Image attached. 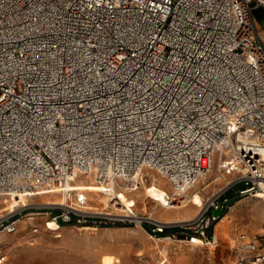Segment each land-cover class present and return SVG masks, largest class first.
<instances>
[{"label":"built area","instance_id":"built-area-1","mask_svg":"<svg viewBox=\"0 0 264 264\" xmlns=\"http://www.w3.org/2000/svg\"><path fill=\"white\" fill-rule=\"evenodd\" d=\"M258 7L264 0H0V234L26 218L41 220L35 233L51 221L133 224L156 239L217 247L215 210L264 200ZM213 170L207 185L220 187L179 222L115 198L89 206L85 191L66 203L4 202L79 176L134 192L156 172L178 203ZM7 258L0 247V263ZM228 264H264V232L240 233Z\"/></svg>","mask_w":264,"mask_h":264},{"label":"rangeland","instance_id":"rangeland-1","mask_svg":"<svg viewBox=\"0 0 264 264\" xmlns=\"http://www.w3.org/2000/svg\"><path fill=\"white\" fill-rule=\"evenodd\" d=\"M216 176L217 170H213L196 187L193 192L194 196H198L196 205L192 203L193 200L184 208L167 209L165 205L158 204L152 194L149 197L145 195V190H149L148 185L134 192L123 190L128 197L138 200V203L129 202L126 205L135 204L134 208L141 214L153 211V215L165 219L163 221L176 218L180 221L191 220L198 214L207 198L216 191V187H220L217 185L221 182L220 179L207 185ZM153 179L157 186L165 187L162 199L165 201L170 196V185L156 172H153ZM81 181H86L95 190L106 188L98 186L89 177H79L76 182L78 188L81 186ZM245 187L247 185L244 182L239 183L226 196L228 199L236 198L238 191ZM85 192L89 198V206L106 207L99 203V194ZM50 197L51 194L34 196L29 200H56L55 197ZM58 197V201H61L62 197L60 195ZM243 198L241 201L235 200L231 203L223 216V221L221 220L223 229L219 233L221 240L217 247H200L189 245L186 241L156 239L145 229L133 224L104 226L99 229L62 224L60 232H54L48 230L42 223L41 231L35 233L31 228L33 224H39L41 220L26 218L18 232L0 234V247L8 253L7 260L0 264H102L104 255H112L119 259L118 264H228L232 258V247L237 234L252 230L259 233L264 232V200L252 196ZM6 206L2 204L0 209ZM166 212L176 217L167 218L166 215L161 214Z\"/></svg>","mask_w":264,"mask_h":264},{"label":"bare ground","instance_id":"bare-ground-1","mask_svg":"<svg viewBox=\"0 0 264 264\" xmlns=\"http://www.w3.org/2000/svg\"><path fill=\"white\" fill-rule=\"evenodd\" d=\"M79 177H83V176H79ZM78 177V178H79ZM75 179V182H71V181H68L67 184L65 185L64 188H56L54 189L53 191L52 190H44V191H41L39 193H25V192H19L17 193L16 195L14 196H9V197H6L4 202H7L8 205H9V208L12 207V206H15L16 204H27L29 199L31 197H29V195H32V197L34 196H42V195H50L51 194V197H55L56 200L52 201V200H47L46 202H56V203H66L67 202V199L69 197H72L74 193H82L84 192L83 190L87 191V192H91V193H97L99 194V203L101 204H104L107 206H109L110 204V201L115 198V199H120L125 205L126 203H138V200L137 199H132L130 197L127 196V194L123 191V190H119L115 184V181L114 180H111L107 183H104V184H97L98 186L100 187H106L105 189H101V190H95V188L93 186H89L87 184L86 181H81V186L80 188L77 187L76 185V182H77V179ZM90 178V177H89ZM206 178L203 179V181L205 180ZM202 182V181H201ZM149 187V190H145V195L147 197H149L150 194H152L154 200L156 202H158V204H162V205H165L167 209H179V208H184L186 207L187 205H189V203H191V201H193L192 203L196 205V202H198V196H194V193L192 192L190 195L187 196V198L181 202H178V203H172L171 202V193H170V196L165 199V201H162L163 199V192L165 191V187L163 186H157V183H152L151 185H148ZM53 192V193H51ZM199 193L198 189H197V194ZM62 197V200L61 201H58L59 200V196ZM146 198V197H145ZM162 215H166L167 218H174V216L176 217V215L174 214H169V213H161ZM158 220H165L163 218H158L156 217ZM179 222L180 219L176 218V219H169L167 220V222ZM223 221V220H222ZM222 221L219 222L217 224V232L218 234L222 232V229H223V224H222ZM50 228L51 230H53L54 232H60V230L62 229V226H60V224L56 221H51L50 222ZM58 236H61V234H58ZM165 240H169V239H165ZM118 260L117 258H115L114 256L112 255H104L103 258H102V261L101 263L102 264H118ZM156 264V263H154Z\"/></svg>","mask_w":264,"mask_h":264},{"label":"crops","instance_id":"crops-1","mask_svg":"<svg viewBox=\"0 0 264 264\" xmlns=\"http://www.w3.org/2000/svg\"><path fill=\"white\" fill-rule=\"evenodd\" d=\"M254 18H255V20H256V24H257V27H258V29H259V31H260V33L262 34V37H263V39H264V8L263 7H258V8H256L255 10H254ZM244 198H240V199H238V200H236L237 202L238 201H241V200H243ZM235 201V200H234ZM234 201H232V202H230L228 205H227V207H226V209H225V211H224V213H223V215H222V217L216 222V224H215V231H216V233H217V224L222 220V218H224L223 216L226 214V212H227V209L231 206V203H233ZM242 232H249L250 234H255V233H259V232H256V231H242ZM242 232H240V233H242ZM240 233L239 234H237V236L234 238V241H236V239L238 238V236L240 235ZM218 234V233H217ZM219 235V237H220V234H218ZM220 240H221V237H220ZM234 245H235V243H234ZM234 245H233V247H232V249H233V251H234ZM232 254H233V252H232Z\"/></svg>","mask_w":264,"mask_h":264},{"label":"water","instance_id":"water-1","mask_svg":"<svg viewBox=\"0 0 264 264\" xmlns=\"http://www.w3.org/2000/svg\"><path fill=\"white\" fill-rule=\"evenodd\" d=\"M224 213V210L223 209H218V210H215L214 214L217 215V216H222Z\"/></svg>","mask_w":264,"mask_h":264}]
</instances>
